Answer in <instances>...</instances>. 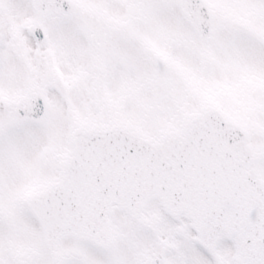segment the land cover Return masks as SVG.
Masks as SVG:
<instances>
[{
  "label": "snow or ice",
  "instance_id": "1",
  "mask_svg": "<svg viewBox=\"0 0 264 264\" xmlns=\"http://www.w3.org/2000/svg\"><path fill=\"white\" fill-rule=\"evenodd\" d=\"M0 264H264V0H0Z\"/></svg>",
  "mask_w": 264,
  "mask_h": 264
}]
</instances>
